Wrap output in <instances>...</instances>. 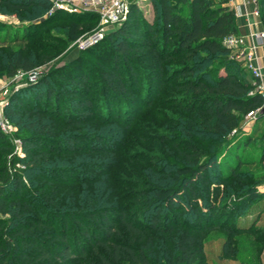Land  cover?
<instances>
[{"label":"trees","instance_id":"obj_1","mask_svg":"<svg viewBox=\"0 0 264 264\" xmlns=\"http://www.w3.org/2000/svg\"><path fill=\"white\" fill-rule=\"evenodd\" d=\"M1 4L16 13L51 10L46 0ZM152 6L149 23L131 3L127 21L105 38L99 70L59 72L62 91L45 74L28 89L30 97L23 91L24 98L9 100L6 115L16 119L24 157L8 163L7 146H0V264H151L155 255L166 264H205L203 238L213 230L228 235L227 257H236L240 233L251 234L264 252V227L250 225L263 200L238 171L242 164L220 179L229 191L218 186L207 210L199 205L219 177L209 171L214 164L222 169L217 161L230 152L228 138L264 104L259 80L225 44L239 35L235 12L223 0H152ZM81 28L72 21L64 35L75 42ZM8 65L12 78L38 66L25 51ZM162 89L172 96L156 103ZM157 104L177 112L172 127L134 125L137 112ZM4 138L1 132L0 143ZM164 145L177 156L168 176L160 168ZM132 206L142 214L138 221ZM228 216L235 221L228 224Z\"/></svg>","mask_w":264,"mask_h":264},{"label":"rangeland","instance_id":"obj_2","mask_svg":"<svg viewBox=\"0 0 264 264\" xmlns=\"http://www.w3.org/2000/svg\"><path fill=\"white\" fill-rule=\"evenodd\" d=\"M0 0V133L5 136L2 139L0 146H7V151L4 154V158L10 163L15 157H24L23 149L19 143L20 129L15 125L16 119H10L7 117L8 102L12 96L24 98L26 95L30 97L32 92L28 89L37 87L38 80L45 74L50 75V84L55 90L62 91V83L59 81V72L69 73L72 69H76L78 72L88 69L99 70L97 67V58L99 56L105 57L103 47L106 43L105 38L115 30H110L107 33L104 32V36L99 40H94V36L100 32V15L95 12H89L86 15L82 13L70 14L68 12H60L51 22L45 23V20L49 15L43 14L40 9H32L29 12L16 13L10 11L4 4H1ZM15 4H20L21 0H11ZM136 3L141 14L145 16L149 23H153L154 11L152 6V0H131ZM255 9L261 14L264 10V1L254 0ZM262 12V13H261ZM82 14V15H80ZM237 18V17H236ZM238 19V18H237ZM72 21H80L82 23L80 38L75 42H70L68 37L64 35L65 27ZM262 21V19H261ZM263 31H264V22ZM100 34V33H99ZM240 35V34H239ZM29 38V45L25 40ZM20 51H25L27 55L32 56L35 63L38 64L37 68L30 72L19 71L13 78L9 76V57L17 54ZM68 65H75L67 67ZM253 77L254 74L249 70ZM94 80V79H93ZM94 83V81H92ZM47 89V86L41 88L42 92ZM168 89V88H167ZM25 94H23L24 92ZM97 92V91H96ZM172 90L164 92L162 89L159 96L156 99V103L160 98L167 100ZM23 94V95H22ZM81 98V97H80ZM63 107L67 108L70 105L67 102V98H64ZM157 104L155 107H157ZM15 104L12 106V108ZM177 112L173 111L172 107L168 105H159L157 109L152 111L147 110L142 114L137 112L134 117V125L142 124L141 128L148 130V124H155L159 126L162 131H165L168 127H172L169 119L176 115ZM13 120V121H12ZM132 132L129 133L131 136ZM249 138H252L250 144H247ZM229 143L233 142L230 146L226 159L221 157L218 163L222 169L218 168L217 164L215 169H211L209 173L215 172L219 174L218 179L211 180V187L209 195L199 198V205L205 211L208 208V204L213 202L212 192L213 189L218 186L221 190L229 191L231 188L221 184L220 179L229 176L238 164H242L239 168V172L246 175V178L251 181L248 186L251 188V193H257L263 200L262 207L256 214L255 219L250 224L252 228L264 227V177L260 178L264 174V163L260 162L262 148L264 146V117H257L256 120H248L244 117L241 128L237 134L230 136ZM197 146H204L200 141L195 142ZM216 141H209V144H217ZM6 144V145H5ZM161 149V148H160ZM164 149L167 151L163 160L165 161L160 168L165 176H168L173 171V168L177 167V161L175 150L173 147L164 145ZM162 150V149H161ZM160 153V150L158 151ZM1 157V155H0ZM181 163L178 164V166ZM164 165V166H163ZM174 166V167H173ZM238 169V168H236ZM221 170L224 172H221ZM223 175V176H222ZM128 178V176H126ZM134 181L137 182L135 176ZM132 178V177H131ZM30 177L26 176V180L29 183ZM233 181V180H232ZM125 189H131L133 187H124ZM226 198L221 196L219 202ZM129 204H132V198H127ZM218 204V203H217ZM183 205V203H182ZM181 205V206H182ZM184 208V207H183ZM190 208V207H188ZM241 209V208H240ZM130 215L136 214V221L142 218V214L138 213L135 207L128 209ZM232 212V211H231ZM236 216V214H235ZM235 216L232 219H228L226 222L233 223ZM227 218V217H226ZM224 218H222L223 220ZM221 221V220H220ZM248 223V222H247ZM191 224V223H190ZM228 239V235L222 230L208 231L203 238V251L205 264H264V252L259 250V247L251 234L240 233L234 237V248L236 250V257L230 258L223 253V245ZM161 257L155 255L151 257V264H166L165 261L160 260Z\"/></svg>","mask_w":264,"mask_h":264},{"label":"built area","instance_id":"obj_3","mask_svg":"<svg viewBox=\"0 0 264 264\" xmlns=\"http://www.w3.org/2000/svg\"><path fill=\"white\" fill-rule=\"evenodd\" d=\"M51 5L49 15L54 12H68L70 14L95 12L100 15V32L95 35L94 40H99L104 36V32L116 30L124 22L127 21L130 15L131 0H46ZM228 3V6L235 12L237 18L243 16L242 5L237 3V0H223ZM245 1V0H244ZM95 10V11H94ZM96 13V12H95ZM253 15L257 18L260 13L257 9ZM100 33V34H99ZM255 44L252 47L247 46L246 38L242 35L232 36L225 41L227 47L235 50L236 59L244 60L246 66L252 71L254 76L259 80L257 86L258 92L261 93L264 100V77L259 68L253 65L254 49L264 48V31L252 33ZM264 105V104H263ZM262 107L255 111H251L247 115L248 120H256ZM21 144V141H19ZM22 147V146H21Z\"/></svg>","mask_w":264,"mask_h":264},{"label":"crops","instance_id":"obj_4","mask_svg":"<svg viewBox=\"0 0 264 264\" xmlns=\"http://www.w3.org/2000/svg\"><path fill=\"white\" fill-rule=\"evenodd\" d=\"M254 0H237L238 4L242 5L243 16L238 18L239 34L245 36L246 44L249 47L254 46L255 42L251 37L252 33L263 31V23L260 18L253 15L255 10ZM253 54V65L259 68L264 77V48L254 49Z\"/></svg>","mask_w":264,"mask_h":264},{"label":"water","instance_id":"obj_5","mask_svg":"<svg viewBox=\"0 0 264 264\" xmlns=\"http://www.w3.org/2000/svg\"><path fill=\"white\" fill-rule=\"evenodd\" d=\"M258 117H264V105L262 106L260 112H259V115Z\"/></svg>","mask_w":264,"mask_h":264}]
</instances>
